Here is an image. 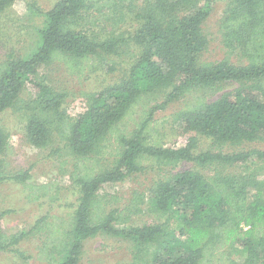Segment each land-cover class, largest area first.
<instances>
[{
    "label": "trees",
    "instance_id": "trees-1",
    "mask_svg": "<svg viewBox=\"0 0 264 264\" xmlns=\"http://www.w3.org/2000/svg\"><path fill=\"white\" fill-rule=\"evenodd\" d=\"M15 1L0 0V14ZM218 1L60 0L45 14L37 49L0 63V115H25L36 148L62 144L54 153L65 150L61 169L71 165L79 194L73 214L43 216L17 235L4 231L0 212V253L38 237L39 262L80 264L85 242L108 235L129 243L132 264H264V150L197 151L198 135L219 146L264 142V0H222L219 32L228 51L210 62L203 60L210 45L204 25ZM130 13L139 18L135 34L98 37L97 26L109 20L117 27ZM130 40L138 54L126 79L101 94L82 92L86 111L71 118L64 105L72 93L42 70L60 64L80 79L102 67L114 71L109 56H122ZM236 53L246 63L234 64ZM175 104L174 124L197 136L174 149L157 114ZM11 152L0 129V185L14 180L30 190V202H57V183L28 184L29 171H5ZM183 163L198 168L169 172L147 196L136 192L114 207L117 196L107 191L114 184ZM147 201L155 220L130 225Z\"/></svg>",
    "mask_w": 264,
    "mask_h": 264
},
{
    "label": "rangeland",
    "instance_id": "rangeland-1",
    "mask_svg": "<svg viewBox=\"0 0 264 264\" xmlns=\"http://www.w3.org/2000/svg\"><path fill=\"white\" fill-rule=\"evenodd\" d=\"M60 0H16L4 13L0 14V63L10 56H27L34 52L40 42L39 30L46 23L45 14L50 11ZM226 1H218L212 4V11L204 30L209 36L210 45L203 54L205 61L222 60L227 49L222 42L219 32L220 21L227 7ZM136 13H130L117 27H113L107 20L96 27L97 35L104 40L110 35L124 33V37L135 34L140 23ZM131 42V40H130ZM129 42V43H130ZM134 43L120 48L122 56L110 57L115 60V70L107 71L102 67L97 72L76 78L68 76L64 67L54 64L42 70L43 77L53 86L66 89L72 96L66 101L65 109L68 115L75 119L88 105V99L82 96V92L101 94L108 88L124 81L131 67L136 62ZM234 64L246 63L237 53L233 55ZM233 87H229L231 90ZM180 109V104H175L165 111H160L157 117L161 121L160 131L168 148L184 147L191 137L197 136L193 132L185 131L180 125L174 124L172 115ZM25 116V115H24ZM22 114L8 110L0 115V129L8 136L12 148L11 154L4 157L8 163L5 171L18 173L29 171L30 179L26 181L38 186L48 183H57L60 188V197L57 202H50L47 197L39 201L30 202L28 195L30 190L24 188L22 183L14 180L5 181L0 185V212L5 213L2 225L8 235H17L28 231L35 222L46 215L66 216L73 214L78 205L79 194L70 183L69 171L71 165L67 164L61 169V163L67 159L65 150L54 153L58 143L46 148H36L30 143L26 132V122ZM162 119H164L162 121ZM198 153L211 151L214 153H233L254 149L264 150V142L244 143L240 145H214L212 140L198 135ZM3 158V157H2ZM193 163H183L176 170L170 168L147 169L131 178L114 184L113 189H107L109 193L116 194L117 202L114 207H124L133 199L134 193L148 195V191L159 180L165 178L169 172H183L196 170ZM241 169V168H240ZM239 169V171H240ZM235 171V169L233 170ZM264 177V176H263ZM144 206V213L134 217L130 225L143 226L155 220V215L150 211V206ZM129 225V226H130ZM42 240L38 237L24 239L12 251L0 253V264H48L37 260L38 247ZM23 255V256H20ZM133 256L129 243L119 238L108 235H100L95 239L85 242L83 256L80 264H132Z\"/></svg>",
    "mask_w": 264,
    "mask_h": 264
}]
</instances>
